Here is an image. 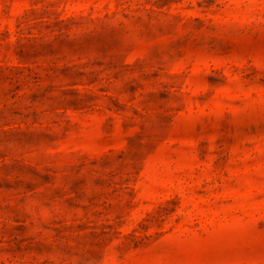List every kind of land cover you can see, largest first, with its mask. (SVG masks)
I'll return each instance as SVG.
<instances>
[{"label": "rangeland", "instance_id": "1", "mask_svg": "<svg viewBox=\"0 0 264 264\" xmlns=\"http://www.w3.org/2000/svg\"><path fill=\"white\" fill-rule=\"evenodd\" d=\"M0 264H264V0H0Z\"/></svg>", "mask_w": 264, "mask_h": 264}]
</instances>
